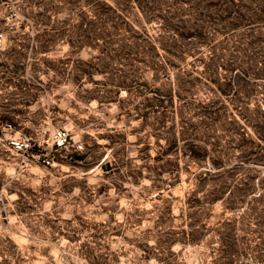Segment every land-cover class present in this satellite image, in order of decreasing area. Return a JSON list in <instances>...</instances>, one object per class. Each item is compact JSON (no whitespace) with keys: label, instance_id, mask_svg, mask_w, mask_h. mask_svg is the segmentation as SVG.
I'll list each match as a JSON object with an SVG mask.
<instances>
[{"label":"rangeland","instance_id":"374dc122","mask_svg":"<svg viewBox=\"0 0 264 264\" xmlns=\"http://www.w3.org/2000/svg\"><path fill=\"white\" fill-rule=\"evenodd\" d=\"M77 11L53 0H0V33L8 50L20 49L13 58L23 65L8 72L0 64V264H247L262 248L264 187L230 206L214 199L226 185L200 179L214 156L239 159L237 139L263 142L245 108L264 104V80L237 81L239 62L220 41L234 44L238 33L211 28L179 59L156 39L161 18H144L154 51L125 40L112 58L100 44L72 48L66 36L39 50L48 31L78 30ZM91 56L93 68L83 63ZM204 104L222 105L239 126L227 128L222 118L216 128L203 124L213 132L209 142L200 139L210 150L194 157L184 143L204 135L190 129ZM59 127L71 139L47 147L51 165L9 149L15 135L42 139Z\"/></svg>","mask_w":264,"mask_h":264},{"label":"trees","instance_id":"16d2710c","mask_svg":"<svg viewBox=\"0 0 264 264\" xmlns=\"http://www.w3.org/2000/svg\"><path fill=\"white\" fill-rule=\"evenodd\" d=\"M55 6L60 8L77 9L78 30H70L65 33L64 29L58 31H48L51 37L42 42L38 49L47 51L53 46L57 38L66 36L72 45V48L80 49L84 46L96 47L98 44L102 51L111 54L115 58L124 50L123 41L128 40L131 45L144 46L143 50H156L154 40L145 31V25H142V19L151 21L152 19L162 20L163 31L156 37L162 40L159 43L169 53L177 58H183V53L192 48H197L209 37V29L225 28V33H238L237 42L229 44V37L226 36L220 41H227L223 53L229 50L230 57L238 60L240 68L235 72V79L245 83H254L258 80H264V0H53ZM50 10L44 7L41 11L47 18L51 16ZM141 13L142 17L139 16ZM72 15H69L64 21H69ZM141 20V21H140ZM136 22V23H135ZM225 39V40H224ZM121 41V44L115 46L114 43ZM150 41V42H149ZM161 42V41H160ZM146 43L148 46H146ZM10 48L9 46L7 47ZM6 48V49H7ZM145 48V49H144ZM0 52V55H6L0 64L6 71L14 72L23 67L13 57L20 52L16 46L10 50ZM74 49V50H76ZM3 50V51H4ZM130 51V49H127ZM105 56V55H104ZM258 56L262 58L261 63L257 64ZM79 63V62H78ZM89 68L94 67L93 56L83 62ZM77 65H74L76 67ZM255 68V76H250V69ZM87 71V69H83ZM89 70V69H88ZM90 73V71H88ZM88 78L91 79L90 75ZM75 82L80 83L82 74L73 77ZM185 79H183L184 81ZM105 83V82H104ZM119 84V83H117ZM230 91L233 85H226ZM187 88V87H186ZM222 105L204 104L199 108L202 114L200 122L190 127L191 131L202 130L204 135L196 134L195 138L184 143V146L191 148L192 156L205 157L210 148L206 142L210 141L209 135L213 134L210 129L202 128L207 124L213 128L217 127L220 119L227 128L232 125L239 126L235 118H229L220 111ZM246 114L252 120L255 131L263 139V142H256L252 136L241 137L237 139V147L241 149L238 160L232 163H225L222 156H214L213 163L208 169L200 172L201 181L220 180L227 188H220L221 192L216 194L214 199H222L228 205L233 206L237 201L245 200L247 196L255 191L259 185L264 187V104H256L254 107H246ZM221 119V120H222ZM204 139V141H200ZM214 143H216L214 141ZM214 168V169H213ZM214 181V182H215ZM217 182V181H216ZM226 190L229 191L224 195ZM263 194V192H262ZM253 194L250 200L257 199ZM260 220L264 224V209H260ZM230 225V222H224ZM232 227V226H231ZM232 229L225 232L229 236L227 250L231 251L234 245L231 238ZM260 240L258 244L262 247L258 255H254L248 263L264 264V227L260 231Z\"/></svg>","mask_w":264,"mask_h":264},{"label":"built area","instance_id":"2783aa9c","mask_svg":"<svg viewBox=\"0 0 264 264\" xmlns=\"http://www.w3.org/2000/svg\"><path fill=\"white\" fill-rule=\"evenodd\" d=\"M6 48L5 37L0 33V48ZM71 139L70 131L65 127L52 129L48 136L38 139L32 135L13 136L9 140V149L16 154H24L30 161H37L45 166L53 163L47 147L61 149L67 147ZM30 157V158H29Z\"/></svg>","mask_w":264,"mask_h":264}]
</instances>
